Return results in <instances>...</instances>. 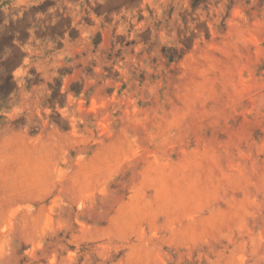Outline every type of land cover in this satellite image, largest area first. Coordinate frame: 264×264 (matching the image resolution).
I'll list each match as a JSON object with an SVG mask.
<instances>
[{"label": "rangeland", "instance_id": "rangeland-1", "mask_svg": "<svg viewBox=\"0 0 264 264\" xmlns=\"http://www.w3.org/2000/svg\"><path fill=\"white\" fill-rule=\"evenodd\" d=\"M0 264H264V0H0Z\"/></svg>", "mask_w": 264, "mask_h": 264}]
</instances>
